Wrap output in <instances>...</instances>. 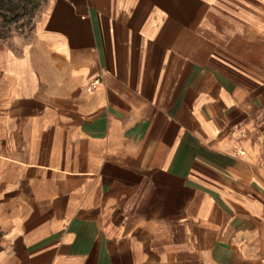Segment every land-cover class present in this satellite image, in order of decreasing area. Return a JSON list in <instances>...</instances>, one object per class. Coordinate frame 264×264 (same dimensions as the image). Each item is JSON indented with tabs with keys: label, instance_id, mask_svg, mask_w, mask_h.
I'll return each instance as SVG.
<instances>
[{
	"label": "crops",
	"instance_id": "1",
	"mask_svg": "<svg viewBox=\"0 0 264 264\" xmlns=\"http://www.w3.org/2000/svg\"><path fill=\"white\" fill-rule=\"evenodd\" d=\"M263 259L264 0H42L0 39V264Z\"/></svg>",
	"mask_w": 264,
	"mask_h": 264
},
{
	"label": "rangeland",
	"instance_id": "2",
	"mask_svg": "<svg viewBox=\"0 0 264 264\" xmlns=\"http://www.w3.org/2000/svg\"><path fill=\"white\" fill-rule=\"evenodd\" d=\"M42 0H0V39L29 30L32 16Z\"/></svg>",
	"mask_w": 264,
	"mask_h": 264
},
{
	"label": "built area",
	"instance_id": "3",
	"mask_svg": "<svg viewBox=\"0 0 264 264\" xmlns=\"http://www.w3.org/2000/svg\"><path fill=\"white\" fill-rule=\"evenodd\" d=\"M98 81H99L98 78H94V79L91 81V86H93L94 84H96ZM263 262H264V259H263Z\"/></svg>",
	"mask_w": 264,
	"mask_h": 264
}]
</instances>
